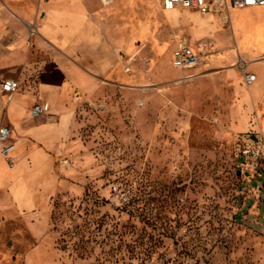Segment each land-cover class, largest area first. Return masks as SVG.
<instances>
[{
	"label": "rangeland",
	"instance_id": "374dc122",
	"mask_svg": "<svg viewBox=\"0 0 264 264\" xmlns=\"http://www.w3.org/2000/svg\"><path fill=\"white\" fill-rule=\"evenodd\" d=\"M108 1L97 11L117 61L96 91L76 94L79 125L41 217L47 264H264V8ZM180 40L209 43L205 63L176 67ZM6 200L0 189V264H27L38 219Z\"/></svg>",
	"mask_w": 264,
	"mask_h": 264
},
{
	"label": "crops",
	"instance_id": "0c3cea01",
	"mask_svg": "<svg viewBox=\"0 0 264 264\" xmlns=\"http://www.w3.org/2000/svg\"><path fill=\"white\" fill-rule=\"evenodd\" d=\"M100 6V0H0V113L12 128L16 159L10 168L0 164V189L8 196L3 206L38 219L29 226L36 244L22 255L27 264H47L55 253L41 217L60 189L57 156L79 125L76 94L96 91L117 61ZM258 32L263 37L264 27ZM7 78L19 82L11 98L1 88ZM41 102L49 111L35 117L32 108Z\"/></svg>",
	"mask_w": 264,
	"mask_h": 264
},
{
	"label": "built area",
	"instance_id": "2783aa9c",
	"mask_svg": "<svg viewBox=\"0 0 264 264\" xmlns=\"http://www.w3.org/2000/svg\"><path fill=\"white\" fill-rule=\"evenodd\" d=\"M163 8L165 10H174L178 8L195 9L205 14L224 13L230 8H260L264 7V0H163ZM224 18H228L229 14H222ZM31 36L38 33L36 24L29 26ZM209 43L202 42L197 47L190 45L187 41H179L174 54V65L183 70L195 68L204 64L209 54ZM257 79L255 74H246V83L252 84ZM2 91L9 98L19 88V82L12 78H7L1 83ZM49 111V104H36L32 108V114L35 117ZM12 128L5 119V116L0 115V153L5 158H10L14 145L11 143ZM251 149H244V156H249ZM264 156V150L257 152Z\"/></svg>",
	"mask_w": 264,
	"mask_h": 264
},
{
	"label": "bare ground",
	"instance_id": "6f19581e",
	"mask_svg": "<svg viewBox=\"0 0 264 264\" xmlns=\"http://www.w3.org/2000/svg\"><path fill=\"white\" fill-rule=\"evenodd\" d=\"M104 2L107 4L109 1L108 0H104ZM167 12H169V13H176L177 12V9H174V10H167ZM198 24L199 25H203V26H205L206 25V22L204 21V20H199L198 19ZM15 148V147H14ZM14 148H13V150H14Z\"/></svg>",
	"mask_w": 264,
	"mask_h": 264
}]
</instances>
